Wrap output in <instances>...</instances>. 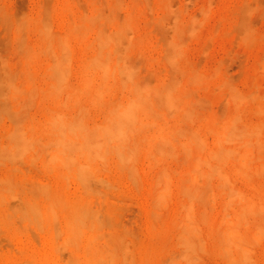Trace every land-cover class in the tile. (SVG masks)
Instances as JSON below:
<instances>
[{
    "label": "bare ground",
    "instance_id": "bare-ground-1",
    "mask_svg": "<svg viewBox=\"0 0 264 264\" xmlns=\"http://www.w3.org/2000/svg\"><path fill=\"white\" fill-rule=\"evenodd\" d=\"M65 1H62L60 10H66L67 13H70L71 9L69 10V8L73 5L71 3L73 0H68L70 4ZM89 1L91 2V13H86V7L83 12L82 6L86 2L80 4V10V6L76 2L78 7L75 8L74 6L77 11L74 10L75 15L72 22L70 14H67L70 19L67 18V21L70 22V25L66 35L63 33L64 31L62 35L55 33L53 30L56 27L54 26L55 29H53L52 22L46 18L47 14L44 13L46 16L42 14V11L34 15H27L20 21H13L15 29L12 27L16 32L12 39L14 45L11 43V48L13 46L14 49L11 50H15L14 65H17L18 69L17 67L14 71L9 69L10 72L8 71L4 77V83L9 94L7 93L8 95H5L4 98L0 95V170L5 166L3 168L5 170L2 169L4 172L0 173V205H5L7 202L5 200L8 199L7 196L12 197L13 194L14 196L19 194V200L23 202L24 208L26 210L27 208L30 209L27 210L29 213L26 212V215H22V209L21 212L14 210L16 218L12 216L15 213L12 212L13 214H11V210H7L5 213H1L3 210H0V223L2 222L1 225L5 224L7 228H12L14 220L17 219L19 222V218H22L20 224L23 222L26 226L27 223H31L32 215L38 213L41 221L36 224L33 223L36 221L33 219L32 223L36 225H33L32 228L34 229L35 226L42 225V223L45 225L47 221L48 224L46 223L45 228L43 225L39 227L44 228L41 232L47 234H45L47 238L45 236L44 238L49 239L50 242L47 240V243L50 247L54 244L55 237H57H54V232L57 235L63 228L61 232L64 234H60L65 238L66 247L68 246L70 251L69 255L73 258V264H98L99 250L97 245L99 243L96 244V237L98 238L96 231H98L99 216L98 208L94 206V202L97 191H101V189L98 190L97 185H101L103 188V185L110 183L109 185L112 186L111 180L106 177H133L135 178L134 181L139 183L145 180L144 178L143 180L140 179L141 176H154L156 181L154 178L153 181L160 184V182H168L173 176H181L182 179L184 178L182 176H202L203 178L217 176L223 178L221 181H224V178H228V176H246L249 178L254 176L256 179L257 177L263 179L261 183L259 181V189L263 184L262 182H264V136H262L264 134V117L249 121L247 117L243 118L246 109L241 107L243 110H240L239 108L240 104L244 105V102L251 99V95H253L252 99L254 98L252 103L255 102L257 95L263 96V91L262 94L257 93L256 86L258 87L260 84L256 85L257 83H255V85H252L254 86L253 91L252 87L251 91L248 89L252 94L249 91H246L248 93L246 94L243 93L244 91H238L236 87V89L233 88L234 86L230 82L227 83V79H225L226 84H223V87L226 90L228 89V97H230L228 100L232 101L230 106L232 108L233 103L235 106L231 112H228L229 114L225 113L227 114L226 117H223L224 113L219 115L220 118L217 114V117L210 115L213 112H210L209 109L206 110L207 108L204 109L205 106L200 103L201 100L198 101L199 99H196L195 95L193 96L196 87L197 91L202 88L200 84L205 82V80H202L205 75H199L201 72L197 71L198 67H190V62H188L190 64H186L185 50L182 46V39L179 37L185 31L188 35L195 33L193 31L196 29L194 27L196 23L191 15L190 17L186 16V25L178 24L174 26L173 30L176 34L173 33V35L175 34L176 37L172 36L173 42H169L171 44L164 47L163 42L161 43L164 49L168 46L170 48H168V51L166 49L165 52L163 49L164 53L160 52L161 59L158 58L156 61L160 62L165 59L164 61L167 64H163L169 66L173 72L170 73L168 67L166 69L169 71L166 70V73L162 74V71H160L164 70V66H162L160 70L157 69L159 71H152L155 73V77L153 82L150 83L142 77L143 75L139 71L140 68L134 61L138 57L137 54L140 55L137 46L141 39L144 40V37L141 38L140 36L146 31H143L144 33H141L138 38L132 36V32L138 31L141 27L138 26L141 23L136 22V16L140 20L139 17L142 14L143 20L141 22H144V18L148 16L150 11L149 8L147 10L145 7L146 4L141 5L145 1L141 0L143 3H138L140 0H137L138 5H136V0H134V4L136 3L135 6L145 7L148 11L147 13L145 10L147 14L141 12L142 9L139 7L130 6L131 3L128 0L126 1L130 3L129 7L125 3L121 4V0H108L110 6L108 5L107 8H110L107 10L109 12L105 14V10L102 8L104 0ZM95 1H99L101 6L98 7ZM165 1L162 3V8L169 9V0L166 1L168 5ZM67 4L70 5L69 8H67ZM156 6L160 7L158 4ZM97 7L102 8L104 11L99 10ZM119 8L122 9L121 11L124 10L123 18L118 17ZM133 8L138 9L139 12L133 10ZM168 9L166 11L170 10ZM164 12H161L162 15ZM26 27L32 30V34L36 35L35 41L24 42L25 39L23 40L21 31L23 33ZM189 28L192 29V32ZM149 30L147 32L150 33ZM71 38L79 50L77 54L79 53L80 57L78 66L81 81L78 86H73L69 81V74H72V71L69 72L71 54L73 56ZM147 38H150V35L145 39L147 40ZM159 39L157 42H159ZM147 42L149 41L147 40ZM147 42L146 44H148ZM150 44L149 46H152ZM155 45L156 43L153 44L154 48ZM148 50L147 47V52ZM136 55L137 57H135ZM141 56L142 59L145 58L143 54ZM141 56L139 57L141 58ZM134 57L135 59H133ZM154 58L156 57L154 56L152 59ZM7 60H10V58ZM150 60L148 59L146 63L148 64ZM142 61L144 62V60ZM36 63L39 66H44H42L44 72L39 73L40 77L32 70V66ZM156 63L155 65L159 64ZM149 64L154 66L153 62ZM217 71L219 72V70ZM38 80H42V85H38ZM220 84L222 85L221 82ZM221 87L220 90L223 88ZM254 89L256 90V97H254ZM257 98L261 99V97ZM44 102L51 104V106L47 103L44 104L45 106H41ZM262 102L260 103L262 106L255 102V106L258 105V108L255 107L258 111L253 108V105L251 111L253 113L257 111L255 114L264 115V103ZM230 106L228 109H231ZM248 108L247 110H249ZM203 110L208 111V114ZM38 113H44V115L42 114L43 119H39L41 115L38 117ZM22 116L21 120L17 119ZM206 116L210 118L208 122ZM3 119L10 120V124L4 126L1 122ZM208 135H212L213 141H211V138V140H209V137L207 138ZM26 158L29 159L28 162H30V159L40 158L44 166V172L51 174L50 176L54 177L55 180L50 179V182H47L49 178L45 177L47 179L45 183L40 182L37 185L28 186L27 183L24 184L25 180L22 181V179L25 175L20 179L17 177L21 170L17 174L19 169L17 170L16 161ZM174 162L176 166L173 164V167L170 163ZM177 163H179V166H177ZM138 177L140 178L138 179ZM68 178L75 181L76 187L73 192L67 189L69 182L66 179ZM130 178L127 180L130 181L132 179ZM185 178L183 181L187 180ZM114 179L116 180V178ZM170 181L172 182V180ZM130 182L132 183V181ZM156 183L152 184L155 185ZM107 185L105 188H109V185ZM139 185L141 186V182ZM261 190L263 191L264 188ZM260 198L264 199L263 196ZM259 205L261 207L259 206L260 209H258L257 220L262 222L264 219L261 213L264 211V204L261 202ZM152 207L155 206L152 205ZM17 211L20 213L18 214ZM34 211L37 212L34 213ZM155 211L159 212L156 209ZM23 212L25 213V211ZM32 212L33 214H31ZM154 212L152 218L149 216L150 220L155 219L152 225L149 224V228L153 227L152 230H154L156 228L154 225L157 224L158 230L155 231V235L159 238L160 233H163V229L166 227L165 220L168 219L164 218L165 213H163V217L161 215L159 217ZM39 213H42L43 216ZM154 214L158 217L155 218ZM49 219L52 220L51 223H49ZM56 221L60 222L61 229L60 227L58 229L59 224H56L55 227L57 228L53 226ZM24 225L20 226L27 230ZM27 226L30 227L29 224ZM51 226L54 227H52L53 230L55 229L54 231H52ZM39 227H37V230L40 232ZM32 228H29V230L33 231ZM47 229L49 231L44 232ZM56 230L58 231L56 232ZM30 234L32 236L31 232ZM155 235L154 239L156 241L158 238L156 239ZM24 238L30 240L27 236H24ZM19 241L21 244L20 250L27 253V258L33 261L31 263L28 261L30 264L36 262L38 264H51L50 258L52 257L49 254L55 248V244L48 253L49 246L45 245L47 244L45 241L42 243V248L38 250H35L37 248L33 246L34 243L31 246L29 241L21 239ZM193 241H190L191 244ZM186 242L189 243L188 240ZM193 246L195 244H192L191 248ZM185 248L188 249L189 247L186 246ZM149 251L151 250L149 249Z\"/></svg>",
    "mask_w": 264,
    "mask_h": 264
},
{
    "label": "rangeland",
    "instance_id": "rangeland-1",
    "mask_svg": "<svg viewBox=\"0 0 264 264\" xmlns=\"http://www.w3.org/2000/svg\"><path fill=\"white\" fill-rule=\"evenodd\" d=\"M62 1L63 0H0L1 97L4 98L5 95L9 94L4 83V77L7 75L8 71L10 72L9 69H11V71H14V69L16 70L15 67H17L18 69V66L14 65L15 50H11L14 49L13 46L11 48V43L14 41L12 39L15 36L16 32L15 30H13V27L15 29V20L17 22V20L20 21L27 17V15H34L39 11L40 13L42 11V14H47V16L45 14L44 15L49 21L52 22L51 25L53 27L55 26L56 29H60L61 31L56 30L55 27H52L53 29H55L52 30L59 35H62L63 33H65L66 35L68 34V27L70 25V22L67 21V18L68 20L71 19L72 22L75 11H77V9L75 8L78 7L76 5V2L80 6L79 10L81 8V5L86 2L83 5L84 7L82 6L83 12L85 10L84 8L86 7L87 12H85L87 14L91 13V2L89 0H73L75 3L71 1V3L73 4L71 6L68 5L70 3L68 0H66L68 1L67 8H69L70 6L69 10L71 9L70 13H67L66 10H64L65 12L60 10ZM80 1L82 3H79ZM91 1L94 2V0ZM125 1L126 0H121V4L125 3L126 6L129 7V4L131 3L130 6L132 5V7L135 8L139 7L135 6L137 0L135 4L134 0H128L130 1V3L128 1ZM156 1L160 7L156 6ZM158 1L159 0H143L144 3L141 0L138 1V3H143L141 4L142 6L146 4L147 6L145 7L147 8V10L150 9L148 13L145 7H142L140 5L141 7L139 8L142 9L141 12L143 11L146 13L147 11L148 13V16L143 13L145 16H147L144 18V22H147V26L146 22H141V20H143V15L141 14V18L139 17L140 20H138V17L136 16V22L138 21L141 24L143 23L146 28L144 29V25L140 24L138 25L141 26L139 27V30L135 31V34L132 32L133 38H138L141 33L143 34L145 31L147 32V30L150 29V33L145 32L140 36L141 38L144 37V40L142 41L141 39L140 43L137 46V50H139L140 55L137 54L138 57L137 55L135 56L137 57V59H135V57L133 58L135 59L134 61L137 66H139V68L141 69H139V71L140 74L143 75L142 77L146 78L148 82L152 83L155 77V73H153L152 71L155 72L157 69L160 70L162 66H164V70L162 69L160 71H162V74L166 73V68H168L169 66L164 65L166 63L164 61L165 59L161 60V63L158 62V60L156 61V59H161L160 52L162 53L164 47H166L168 44H171L169 43L170 41L173 42L172 36L176 34V32H174L173 30L174 26L178 24L186 25V16L190 17L191 15V17L195 20L194 22L196 23L194 25L196 29H194L193 31V33H195L193 35L192 33H190L191 35H188V33H186L185 31V33L182 32L183 34L181 33L179 37L182 39V46L185 50L184 57L185 60H187V62L185 61L186 64L190 62L191 64L188 63L190 64V67H198L197 71L201 72L199 75H205L203 79L201 78L203 81L205 80L204 83L202 82L200 84L202 88L197 91L196 87L195 92H193V96L195 95V98H198V101L201 100L200 103L205 106L204 109H209L210 112H213L211 114L209 112L210 115L216 116L217 114L219 118V115H222L224 113L223 117H226L227 114L225 113L231 112L235 104L233 103V107L231 108L230 103L232 101L230 102L228 100L230 98L228 97V89L226 90L223 87V84H226L225 79H227V83L230 82L234 86L233 88L236 87L238 91H244L243 93H246V91L248 92V89H250L251 91V87L253 91L254 86L252 85H255V83H257L256 85L260 84L261 86H256V89L260 90L259 92L257 90V93L262 94L261 92L263 91L262 95L264 96V0H169L170 10L167 8L169 11H166L167 9L164 7L162 8V3L165 0H160L159 3ZM103 2H108L107 4L101 2L102 8L105 10V14L109 12L107 10L110 7L107 8V6H110V4L108 0H104ZM138 3L136 5H138ZM96 5H98V7L101 6L99 1L96 2ZM135 8H133V10H135ZM119 10L120 14L117 13L119 15L118 17L121 16L123 18L124 10L121 11L122 9L120 8ZM136 10L137 12H139L138 9ZM161 12H164L163 15ZM67 14H70V19ZM155 22L157 23V25ZM150 26L152 28H149ZM154 26L155 28H153ZM25 29L23 30V33L21 31L23 40L25 39L24 42L35 41L36 35L32 34V30L27 28L26 32ZM156 30H158L159 32H156ZM190 32H192V29L190 30ZM173 33L175 34L173 35ZM147 34L148 36L146 37H149L150 35L151 38H147L149 42H147V40L145 39V35ZM158 35L161 37H159ZM181 35L183 36L181 37ZM158 38L161 39H159V42H157ZM70 41L73 47V56L71 54L69 72L71 73L72 71V76L69 74V81L73 86H78L81 81V74L78 66L80 57L78 55L79 53L77 54V51L79 50L78 46L75 44L72 38L70 39ZM146 42L148 44H146ZM162 42L165 45L164 47L163 44H161ZM155 43L156 45L154 48L153 44ZM149 44L152 46H149ZM12 45L14 44L12 43ZM146 46L149 48L148 52ZM168 48H170V46H168ZM168 48H166L167 51ZM166 49H164V52L166 51ZM141 54H143L145 58L142 59ZM139 56H141V58ZM154 56L156 58L152 59ZM9 58L11 61L7 60ZM146 58H148L149 60L151 58L148 64L146 63L148 61V59ZM142 60H144V62ZM154 61L157 62H155L156 64H159L155 65ZM152 62L157 68L152 64H149ZM216 64L217 70H219V72L216 70ZM42 66H39L38 63L32 66V70L36 74H38L39 77L41 72H44V66ZM169 69L170 71H167H169L170 73L173 72L170 67ZM223 74L225 75L223 76ZM77 76L79 77V79ZM253 77L255 80L253 79ZM220 82L222 83V85L220 84ZM38 83V85H42L43 82L42 80H38ZM220 86L223 87H221V90L219 89ZM223 91L225 93H221ZM254 92V97H256L257 94L255 89ZM250 94H252V92H250ZM252 96L253 95H251V99L248 102H244V105H239L240 110L246 109L244 110L245 113H243L242 111L244 115L243 118L247 117L249 121H255L264 117V115H261L259 113L255 114L258 111L255 108L258 105L255 106V104H260L262 101V103H264V97L257 95V97H261V99L259 100L256 97L254 100L256 103L253 101L255 103L254 104L252 103V100L254 99H252ZM46 103L47 102H44L41 106H45L44 104ZM48 105L51 106V104ZM252 105L253 108L257 110L256 112L254 110L255 113L251 111L253 109ZM229 106L231 109H228ZM259 106H262V104H260ZM247 108L249 110H247ZM216 111L219 112L216 113ZM203 112L208 114V111L203 110ZM42 114L44 115V113ZM42 114H37L38 117L41 115L39 119H43L44 116H42ZM22 118L23 116L17 119L21 120ZM210 118H208L206 121L208 122ZM247 119L245 118V120ZM3 120L1 122L4 126H8V124H10V120ZM203 127L205 126L203 125ZM210 136L208 135L207 138L209 137V140L212 139L211 141H213L212 135ZM262 136H264V134H262ZM27 159L28 158L22 160L20 159V161L17 160L18 162L16 161L17 170L19 169L17 171V174L21 170V173L19 172L21 176L18 174L17 177L20 179V177L22 178L25 175L23 177L24 179H22V181L25 180L23 182L24 184L27 183V186L37 185L40 182L45 183L48 178L49 181L47 182H50V179L55 180L54 177L50 176L51 174H49L48 172H44V166L42 165L40 158H35V160L30 159V162H28L29 159ZM175 160L177 161L178 159ZM173 164H175V162L170 163V165ZM178 164L179 163H177V166H179ZM3 168H5V166H3L2 169ZM2 169L0 170L1 174L4 172L3 170H5ZM150 177L152 176H141V178L138 177V179H145L143 181L139 180L141 182V186L139 185L140 182L138 183V181H134L135 178L131 177L133 179L132 180L127 176L106 177L107 179L111 180V185L113 187L109 185L110 183L108 184L109 188H105L107 184L103 185V188L101 185H97V187L99 188L98 190L101 189V191H97V197L95 199L96 203L94 202V206L98 208L97 212L99 216L98 231H96L98 233V238L96 237V244L99 243L97 245L99 250L98 264H264V220H262V222H259L257 220L259 211L258 209H260L261 207L259 204L261 202L262 204H264V199L260 198L262 196L264 197V190H261L264 188V182H262L263 184H261L259 189V181L260 183L261 181H263V179L261 180V177H257V180L254 176L250 178L246 176H228V178H224V181H221L223 180V178L220 177L222 178L220 179L217 176L204 178L202 176H182L184 178H187V180L183 181L184 178H180L181 176H173L170 178L172 182L169 180L166 183L160 182V184L153 181L154 176L152 178ZM114 178H116V180ZM128 178L131 179L129 180L132 181V183L127 180ZM245 178L249 181H246ZM179 179H181L180 184ZM219 179L220 181H218ZM66 180H68L67 182H69V187L67 186V189L73 192L74 188L76 187V184H74L75 181L71 178H68ZM226 180L229 181L227 182ZM152 183H156L157 185H154ZM18 196H14V194L12 195V197L7 196L8 199L5 200L7 201L5 205H0V210L4 211H2L1 213H5V211L11 210V214L15 213L12 215L14 216L16 215V210H19L21 212L22 209V215H26L28 208L27 210L26 208H24V204L19 200ZM169 198L171 201L168 200ZM258 199L259 201H257ZM257 202L260 203L258 204ZM153 203H155L156 205H154ZM152 205L155 207H152ZM5 207H7L8 209ZM151 207L159 210V212H154L155 209H152ZM23 211H25V213ZM151 211L152 213H150ZM20 212L17 211L18 214ZM36 212L37 211H34V213ZM153 212L155 214L157 213L159 217L160 215L163 217V213H165L166 217L164 214V218L168 219L165 220L166 227H164L163 229L164 232L162 231L163 233H160L159 238L155 235V231L158 230L157 224L154 225L156 226V228L154 227V230H152L153 227L149 228V224L151 223L152 225V222H154L153 220H155L149 219V216H151L150 218L153 217ZM263 213L264 211L261 213V215L264 219ZM31 214H33V212ZM39 214L42 215V213ZM22 215H20V217H22ZM33 215L31 218V223L34 221L33 219H35L36 221H34L33 223L38 224L39 221H41V218L38 217V213L36 214L37 216ZM14 217L16 218V216ZM154 217L156 218L158 216L155 215ZM19 219L21 221L22 218ZM16 220H14V226L12 225V228H7L5 224H2V226V222L0 223V264H14V262H16L15 264H30L31 262H33L27 258V253H24L20 250V239L23 241H29L31 246L34 243L33 246L37 248L35 250L42 248L41 246L43 245L42 243H44V241L45 243H47V240L48 242H50L49 239L44 238V236L46 237L47 234L41 232L42 229L45 228V225L48 224L47 221L45 222V225L42 223V225L44 226V228L42 227V229L40 228L42 226L41 224L35 226L33 229V225L36 224L32 223V225H30V222L27 223V225L29 224L30 226L29 228L33 229L32 231L29 230L28 226H25L23 222H21L22 224H20V221L18 222V220ZM49 221V223H51L52 220L49 219ZM59 223L60 222L56 221V223H54L55 225L53 226L55 227L56 224ZM20 225H24L27 230L25 228H21L22 226ZM53 226H51V229ZM60 226L61 225L59 224L58 229ZM37 227L41 229L40 232L39 230H37ZM24 230L27 232H25ZM54 230L52 229V231ZM62 230L63 228L61 229V231ZM48 231L49 230L47 229L44 232ZM57 231L58 230H56V232ZM61 231L58 232L59 234L57 235L54 232V237L57 236L55 237L56 240L53 241L55 245L52 244V246L50 247L48 245L49 243L45 244L46 246H49H47L49 248L47 249L48 253L50 252V248H52L53 245L55 246V248L51 250L49 254V256L52 257L50 259L55 264H73V258L69 255V248L68 246L66 247L65 238L62 236V234L64 233ZM30 232L32 233V236ZM153 234L155 235L156 239L158 238L156 241ZM24 236H27V238H29L30 240H26ZM186 239L189 241V243L186 242ZM190 239L192 241L194 240L192 242V244H195L193 248H191L192 244L190 242ZM153 240L154 242H152ZM185 242L186 244H184ZM184 246H187L191 249H187ZM149 249L151 251H149ZM11 259H13V261H11ZM28 261H30V263ZM35 264L38 263L36 262Z\"/></svg>",
    "mask_w": 264,
    "mask_h": 264
}]
</instances>
